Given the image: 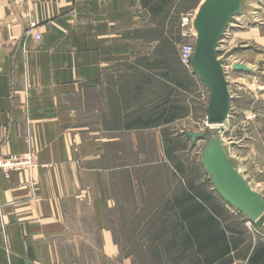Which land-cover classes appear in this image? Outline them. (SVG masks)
Wrapping results in <instances>:
<instances>
[{
  "label": "crops",
  "instance_id": "0c3cea01",
  "mask_svg": "<svg viewBox=\"0 0 264 264\" xmlns=\"http://www.w3.org/2000/svg\"><path fill=\"white\" fill-rule=\"evenodd\" d=\"M145 2L0 0V155L32 149L38 158L36 167L10 177L0 171V264H57L62 249L78 253L88 243L97 256L120 255L112 215L142 208L147 199L141 185H132L130 140L138 143L135 135L177 119L129 127L155 114L136 115L143 103L126 105L137 84L133 73L116 70L140 55L131 32L152 16ZM231 32L232 44L246 46L238 60L259 74L264 26ZM242 97L233 96L226 129L236 136L227 144L239 155L240 173L264 196V91L256 110H246V128L237 130Z\"/></svg>",
  "mask_w": 264,
  "mask_h": 264
},
{
  "label": "rangeland",
  "instance_id": "374dc122",
  "mask_svg": "<svg viewBox=\"0 0 264 264\" xmlns=\"http://www.w3.org/2000/svg\"><path fill=\"white\" fill-rule=\"evenodd\" d=\"M145 1L150 7H153L155 2H159V0ZM202 1L165 0L167 4L161 14L152 13L150 19L139 23L137 31L131 32L132 40H136L139 44L140 55L133 64L126 62L116 68L124 75L133 73V76L129 75V77L133 79L135 86L137 84L135 99L127 98L125 102L128 107H132L134 103L136 105L143 103V109L137 110L136 115H144L149 109L154 113L157 109H167L169 117L177 118L168 126L135 135L138 143L130 140L129 162L132 185H141V197L147 199L142 208H118L112 215L113 222L116 223L110 224L109 227L113 229L114 241L119 247L120 255L97 256L90 252L92 248L88 243L86 251H83V247H77L78 253L66 247L65 250L62 249L60 252L62 258L57 264H198L195 263L196 259L194 260L191 253L192 248L183 252L180 244L170 247L173 245L171 242L175 234H179L174 227L178 222V215L175 210L166 209L165 204L175 195H179L190 183L211 190L217 198H221L202 160L206 139L220 132L219 126H208L206 123L205 108L207 109L209 100L204 95L208 93V88L195 71L183 65L180 58V49L186 41L181 35V18L186 14H196ZM231 23L229 32L222 39L218 55L225 59L224 67L230 72L232 95L243 96L242 110H238L239 114L236 113L238 123L236 129L239 130L246 128L248 120L246 110H256L254 108L258 104L256 101L260 100V92L264 91V69H262L264 60L259 74L231 70V63H241L238 57L246 46L241 43L232 44L229 40L230 33L232 29L244 31L251 27L264 26V0H244L241 13ZM148 75L150 79L147 78ZM181 79L185 81V84L182 83L184 87L180 84ZM165 80L173 84L169 85ZM188 112L189 115L184 118L182 115ZM252 116L254 114L249 113V117ZM189 131L204 132L205 137L193 141L187 135ZM158 132L161 134L160 139L157 137ZM236 132L239 134L241 131ZM235 136L231 134L223 136L224 144ZM130 138L134 139V137ZM226 146L230 159L236 165V162L240 161L239 155L234 153V146L230 147L229 144ZM136 192L139 191H134V194ZM129 211L135 215L130 217L132 221L130 223L127 221L129 219L127 217L130 216ZM228 211L229 215L225 216L227 222L232 224L239 218L243 219L242 224L235 223V227L242 233L240 236L245 241L241 250L233 255V261L227 264H247L246 259L240 255L247 250L249 244L255 243L258 239L264 241V229H258L254 222L240 217L238 213H232L231 210ZM85 213L87 217L90 215L88 209ZM95 244L93 243V246ZM100 244L98 242V246ZM75 253L89 254L86 258H66Z\"/></svg>",
  "mask_w": 264,
  "mask_h": 264
},
{
  "label": "water",
  "instance_id": "95a60500",
  "mask_svg": "<svg viewBox=\"0 0 264 264\" xmlns=\"http://www.w3.org/2000/svg\"><path fill=\"white\" fill-rule=\"evenodd\" d=\"M244 0H204L195 17L196 49L193 71L209 91L206 109L208 126H219L220 132L206 139L202 151L203 164L221 198L230 207L241 212L248 220L264 228V196L251 187L229 157L223 136L228 134L226 123L231 112L233 95L225 70V59L220 58L219 47L229 30L230 23L241 13ZM231 70L253 71L245 63H231ZM222 132V134H221ZM193 141L205 137L204 132L189 131Z\"/></svg>",
  "mask_w": 264,
  "mask_h": 264
},
{
  "label": "trees",
  "instance_id": "16d2710c",
  "mask_svg": "<svg viewBox=\"0 0 264 264\" xmlns=\"http://www.w3.org/2000/svg\"><path fill=\"white\" fill-rule=\"evenodd\" d=\"M164 1L159 0L150 7L153 14L163 12V7L167 4ZM155 112L149 118L142 116L137 121L130 122L129 127L133 124L151 126L157 122L170 121L174 117L168 116L167 109H157ZM223 201L222 198H217L213 191L192 183L179 195H175L172 201L165 204L166 209L175 210L178 215V222L174 227L179 234H175L171 242L173 245L170 247L180 244L183 252L192 248L191 253L198 264H227L233 261V255L241 250L245 241L240 236L242 233L235 227L236 224H242L243 219L238 217L239 220L234 221L236 224L227 222L225 216L229 215V209ZM237 213L248 220L241 212ZM254 224L258 228L256 223ZM240 256L246 259L247 264H264V241L258 239L249 244Z\"/></svg>",
  "mask_w": 264,
  "mask_h": 264
},
{
  "label": "built area",
  "instance_id": "2783aa9c",
  "mask_svg": "<svg viewBox=\"0 0 264 264\" xmlns=\"http://www.w3.org/2000/svg\"><path fill=\"white\" fill-rule=\"evenodd\" d=\"M196 14H186L181 18L180 27H182V38L186 41L180 49V58L181 62L187 68L193 70V55L196 49V30L193 26ZM28 34H33L35 38L40 39L41 34L35 33V30L32 28L27 30ZM225 68V67H224ZM264 69V66L263 68ZM229 73L228 79L230 80V72L225 68ZM204 96L208 99L209 91H207ZM37 155L32 149L25 151L22 154H9V156L0 155V171H3L7 177H10L12 172L22 171L24 169H32L36 167L37 164Z\"/></svg>",
  "mask_w": 264,
  "mask_h": 264
},
{
  "label": "bare ground",
  "instance_id": "6f19581e",
  "mask_svg": "<svg viewBox=\"0 0 264 264\" xmlns=\"http://www.w3.org/2000/svg\"><path fill=\"white\" fill-rule=\"evenodd\" d=\"M203 1H204V0H203ZM203 1H202V2H203ZM202 2H201V3H202ZM201 3H200V4H201ZM199 6H200V5H199ZM199 6H198V8H199ZM196 11H197V12H196V15H197V13H198L199 11H198V9H197ZM196 15H195V16H196Z\"/></svg>",
  "mask_w": 264,
  "mask_h": 264
}]
</instances>
